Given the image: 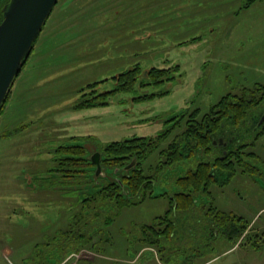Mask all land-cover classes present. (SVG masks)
<instances>
[{
  "label": "rangeland",
  "instance_id": "374dc122",
  "mask_svg": "<svg viewBox=\"0 0 264 264\" xmlns=\"http://www.w3.org/2000/svg\"><path fill=\"white\" fill-rule=\"evenodd\" d=\"M247 2L58 0L0 116V134L11 133L0 138V264H58L56 233L80 208L77 198L97 191L89 168L77 182L59 177L55 147L82 136L97 145L155 136L185 110L204 114L229 92L264 85V0L242 8ZM176 66L173 81L151 85L152 68ZM135 67L140 73L133 93L98 99L106 106L74 109L113 90V77ZM86 147L88 155L96 150L91 141ZM253 150L264 160V137ZM198 161L165 172L155 196L124 207L108 230L111 245L97 235L62 264H264V166L256 181L237 169L228 184H212L211 194L198 196L191 210L174 208L163 251L134 243L141 226L169 208L177 190L173 179ZM102 174L111 176L105 169ZM160 193L165 196L156 197ZM211 207L249 222L242 245L212 231Z\"/></svg>",
  "mask_w": 264,
  "mask_h": 264
},
{
  "label": "trees",
  "instance_id": "16d2710c",
  "mask_svg": "<svg viewBox=\"0 0 264 264\" xmlns=\"http://www.w3.org/2000/svg\"><path fill=\"white\" fill-rule=\"evenodd\" d=\"M8 1L0 0V21L1 7ZM247 1L242 8H249L257 0ZM35 43L36 40L22 69L27 64ZM171 69L152 68L148 75L151 85L158 88L164 82L173 81L171 74L178 71L179 66ZM139 73V68L135 67L113 77V81L116 82L113 90L79 101L74 109L106 106L103 101L109 96L133 93ZM97 84L98 82L89 84L86 89L90 90ZM10 92L11 88L0 108V116L9 102ZM100 98L103 101L98 102ZM144 98L147 97L138 100ZM263 115L264 85L255 84L252 88L243 87L225 94L204 114H200L198 109L181 112L166 121L167 127L155 136L134 137L105 145H97L93 143L91 137L82 136L76 137L74 144L55 147V157H59L56 170L60 178L63 177L65 180L72 178V182H77L80 172H85L89 168L98 179L97 191L86 197L77 198L78 202L74 204L80 203V208L67 222L65 231L56 233L54 241L59 256L55 258L56 263L62 264L71 253H79L83 247L92 243L97 235L101 236V243L111 245L107 236L108 230L124 207L136 205L147 197L155 196L153 192L160 176L165 172L174 171L187 160L198 159L195 168L187 169L184 174L173 179L177 190L164 215L154 218L152 224L141 226L140 237L134 240L141 248L154 246L163 251L165 249L163 239L171 237L174 229V208L181 212L191 210L198 196L211 194L209 190L212 184L219 186L228 184L238 170L253 181H256L257 177H262L260 167L264 166V160L253 148L257 141L264 137V121L259 122ZM174 130H178V133L172 137ZM10 135L11 133L0 134V138ZM90 141L95 146V152L100 154L101 172L98 176L95 175L96 166L91 162V155H88L86 147V143ZM154 155L156 156L154 162L145 167L148 159ZM103 169L108 170L112 176L108 180L103 179ZM61 186L70 185H64L62 181ZM70 192L75 195L74 191ZM161 196H165V193H160L156 197ZM209 211L212 215V231L217 228L222 232L220 234L223 239L233 245H242V240L247 236L249 222L242 217L212 207ZM158 226H162V230H158ZM105 251L99 249L97 252ZM135 255L134 252L133 257ZM39 264L47 263L40 259Z\"/></svg>",
  "mask_w": 264,
  "mask_h": 264
},
{
  "label": "water",
  "instance_id": "95a60500",
  "mask_svg": "<svg viewBox=\"0 0 264 264\" xmlns=\"http://www.w3.org/2000/svg\"><path fill=\"white\" fill-rule=\"evenodd\" d=\"M57 2L58 0H9L1 7L0 108ZM263 121L264 115L259 122ZM90 160L96 166L95 175L98 176L101 172L100 154L94 152Z\"/></svg>",
  "mask_w": 264,
  "mask_h": 264
}]
</instances>
